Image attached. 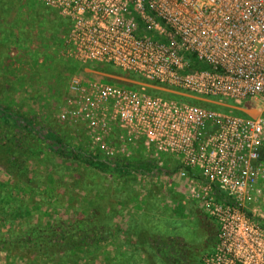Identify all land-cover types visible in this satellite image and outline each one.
Segmentation results:
<instances>
[{"label":"built area","instance_id":"1","mask_svg":"<svg viewBox=\"0 0 264 264\" xmlns=\"http://www.w3.org/2000/svg\"><path fill=\"white\" fill-rule=\"evenodd\" d=\"M44 2L71 22V59L199 101L261 106L257 117L232 115L73 78L60 119L83 126L95 162H124L139 143L155 160L175 158L217 225L203 264H264V0Z\"/></svg>","mask_w":264,"mask_h":264},{"label":"rangeland","instance_id":"2","mask_svg":"<svg viewBox=\"0 0 264 264\" xmlns=\"http://www.w3.org/2000/svg\"><path fill=\"white\" fill-rule=\"evenodd\" d=\"M2 2L0 36L3 29L16 45L0 38V103L22 113L39 132L23 138L27 184L0 169V264H203L217 225L191 196L187 181L156 172L161 162L166 170L179 163L170 156L155 160L142 143L124 162H95L83 126L60 119L69 82L145 87L158 97L232 115L257 117L261 106L199 101L110 64L71 59L69 20L44 0ZM53 139L78 159L58 156ZM98 237L103 240L97 246L86 242ZM46 244L52 248L48 257Z\"/></svg>","mask_w":264,"mask_h":264},{"label":"trees","instance_id":"3","mask_svg":"<svg viewBox=\"0 0 264 264\" xmlns=\"http://www.w3.org/2000/svg\"><path fill=\"white\" fill-rule=\"evenodd\" d=\"M2 4L3 2L2 0H0V5ZM0 11H5V10L2 9ZM67 25H69L68 22L65 23L64 26L65 30L68 28ZM4 33L5 32L2 29L0 38H2L8 46L12 45L14 40H12V38H9L8 34L6 35ZM44 35L45 37H47L49 33L47 32ZM14 45L16 44H13V46ZM134 89H138V88H134ZM149 94L153 96H158L150 92ZM29 132L36 133L39 132V129L33 126L30 120L22 113H20L19 111L15 110L10 106L3 105L0 103V169H2L5 173H7L12 180L23 184H27V181L29 179L28 168L26 167L25 165L26 162L23 158L24 156L23 153L25 152L26 149L25 141L23 138ZM51 144L55 146V151L58 154V156L62 158H68L71 160L78 159L76 153L74 151L73 152L70 151L69 148H67L68 146L66 145V143H63V141L60 140L58 141L53 139L51 140ZM89 162L90 164L93 163L91 160ZM177 165L178 164H176V167H174L173 170H166L163 167L156 169V172L160 175L170 176L173 175L174 173H177L179 169V165L178 166ZM102 240L103 239L101 237H98L97 239H95V241H90L87 239L86 242L89 243V246H91L90 243H94L95 244L94 246H97L98 243L101 242ZM78 241L82 242L83 240L79 239ZM76 248L78 247L76 246ZM45 254L47 255V257L52 255V248H50L48 244L45 245Z\"/></svg>","mask_w":264,"mask_h":264}]
</instances>
